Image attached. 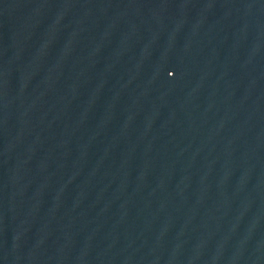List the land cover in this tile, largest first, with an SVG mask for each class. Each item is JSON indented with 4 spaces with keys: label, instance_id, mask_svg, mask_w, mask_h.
<instances>
[{
    "label": "water",
    "instance_id": "water-1",
    "mask_svg": "<svg viewBox=\"0 0 264 264\" xmlns=\"http://www.w3.org/2000/svg\"><path fill=\"white\" fill-rule=\"evenodd\" d=\"M0 264H264V0H0Z\"/></svg>",
    "mask_w": 264,
    "mask_h": 264
}]
</instances>
